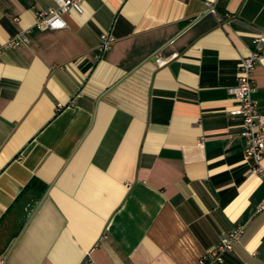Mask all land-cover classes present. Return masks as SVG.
I'll use <instances>...</instances> for the list:
<instances>
[{
    "label": "crops",
    "instance_id": "0c3cea01",
    "mask_svg": "<svg viewBox=\"0 0 264 264\" xmlns=\"http://www.w3.org/2000/svg\"><path fill=\"white\" fill-rule=\"evenodd\" d=\"M54 7L0 0V264H202L237 225L221 264H264V181L227 91L264 0H83L38 27Z\"/></svg>",
    "mask_w": 264,
    "mask_h": 264
},
{
    "label": "built area",
    "instance_id": "2783aa9c",
    "mask_svg": "<svg viewBox=\"0 0 264 264\" xmlns=\"http://www.w3.org/2000/svg\"><path fill=\"white\" fill-rule=\"evenodd\" d=\"M56 7L41 9L36 13L35 24L38 27L50 29H62L66 26L63 14L68 11H74L77 14L82 13L83 0H53ZM211 13H215L213 7L208 6ZM26 41L23 33H20L9 40L7 46H16L19 42ZM114 38L110 34H102L100 43L97 47L98 54L109 49ZM98 56V55H97ZM177 57L173 53L169 56L161 57L154 55V61L157 66H163L170 60ZM264 59V32L256 35L252 39V48L248 55L240 58L237 68V77L234 85L227 88V91L235 103L231 114L239 115L242 120L240 136L245 141L243 158L249 162L250 174L258 176L264 181V113L258 111L256 100L251 96L254 91L253 68ZM264 210V198L257 204L256 211ZM243 227L235 226L227 233H223L213 248L207 250L202 258V264H221L224 255L233 250L242 236ZM88 264V263H84Z\"/></svg>",
    "mask_w": 264,
    "mask_h": 264
}]
</instances>
